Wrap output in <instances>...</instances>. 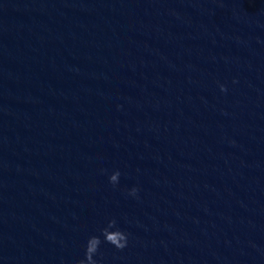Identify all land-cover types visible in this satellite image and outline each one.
Listing matches in <instances>:
<instances>
[{
	"label": "water",
	"instance_id": "1",
	"mask_svg": "<svg viewBox=\"0 0 264 264\" xmlns=\"http://www.w3.org/2000/svg\"><path fill=\"white\" fill-rule=\"evenodd\" d=\"M0 264H264V0H0Z\"/></svg>",
	"mask_w": 264,
	"mask_h": 264
}]
</instances>
